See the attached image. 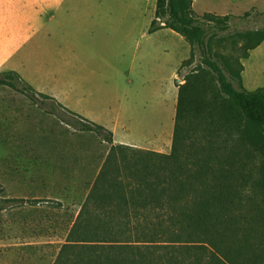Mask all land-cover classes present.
<instances>
[{
	"label": "rangeland",
	"instance_id": "374dc122",
	"mask_svg": "<svg viewBox=\"0 0 264 264\" xmlns=\"http://www.w3.org/2000/svg\"><path fill=\"white\" fill-rule=\"evenodd\" d=\"M76 4L85 5L83 0ZM91 5H106L108 22L99 28L101 41H94L90 54L75 64V76L83 83L73 105L91 116H103L117 141L127 134L111 124L119 110L130 140L148 150L127 147L150 152L160 147V154H169L178 99L175 87L185 85L201 103L195 137L205 145L206 140L214 144L220 155L232 152L238 156L248 199L264 209V138L257 136L252 142L257 134L251 132L250 139L238 141L231 105L215 76L202 65L200 54L196 51L190 59L189 46L169 30L148 33L154 0H91ZM21 6V0H0L1 38L6 33L20 42ZM192 8L199 19L207 13L231 16L227 32L207 35L211 36L208 58L238 59L243 70L234 88L263 89L264 42L242 59L244 40L238 35L264 28V0H193ZM16 48L10 45L6 50ZM53 49L49 47L51 55ZM24 51L31 56L37 47H24ZM180 58L187 62L179 70ZM24 59L28 61L22 53L15 55L11 68L18 71L23 65L34 77L35 59L27 63ZM43 66L51 70L53 63ZM70 113L63 112L64 120H60L50 114L48 106L0 86V264H54L111 146L119 145L113 143V135L109 144L98 130L81 131L73 125ZM259 219L252 237L264 245ZM198 251L190 250L191 259ZM204 252L202 264H212L207 259L210 252ZM242 261L247 264L248 257L242 256ZM257 264H264V252Z\"/></svg>",
	"mask_w": 264,
	"mask_h": 264
},
{
	"label": "trees",
	"instance_id": "16d2710c",
	"mask_svg": "<svg viewBox=\"0 0 264 264\" xmlns=\"http://www.w3.org/2000/svg\"><path fill=\"white\" fill-rule=\"evenodd\" d=\"M192 3L154 0L148 33L169 29L182 37L190 59L196 51L200 54L202 65L230 103L238 141L250 139L251 132L257 134L252 142L257 136L264 138V88L252 92L234 88L233 83L241 82L239 60L208 58L207 35L227 32L231 16L207 13L199 19ZM238 37L244 40L241 58L246 59L264 42V28ZM0 86L48 106L50 114L64 120L66 109L37 94L18 74L0 73ZM184 86L178 90L171 152L111 146L54 264H202L204 251L210 252L207 259L212 264H245V255L247 264L262 261L264 245L254 242L252 235L257 217L264 229V209L248 199L238 156L220 155L214 144L206 140L205 145L195 137L201 103ZM70 114L74 126L84 132L98 130L112 144L111 132ZM261 174L264 182V165ZM193 249L199 251L191 259Z\"/></svg>",
	"mask_w": 264,
	"mask_h": 264
},
{
	"label": "crops",
	"instance_id": "0c3cea01",
	"mask_svg": "<svg viewBox=\"0 0 264 264\" xmlns=\"http://www.w3.org/2000/svg\"><path fill=\"white\" fill-rule=\"evenodd\" d=\"M83 1L85 5L81 7L76 4L80 0H21L22 6L19 19L20 42L17 43L15 36L7 35L6 33L2 38L0 37V73L14 72L18 74L22 81L37 94L51 97L66 110L90 123L109 130L107 128L108 123L102 118L103 116H91L85 112L84 108L72 103L73 97L76 93H79L78 91L83 83L82 78L75 76V64L83 62L82 58L90 54V46L94 41H101L102 33L100 29L108 22L107 15L109 14L106 5L93 7L91 0ZM97 15H99V19H97ZM162 30L167 31L169 29H160L154 33ZM169 31L172 32L171 30ZM178 38L183 40L180 36ZM10 45H14L17 48L12 52L6 50ZM24 47H37V51L28 56L24 51ZM49 47H54L52 55ZM21 53L23 56L28 57V61H30L31 57L35 59L37 66L34 69V77L28 75L23 65L20 66L18 71L11 68V59ZM1 56H4V58ZM186 60L179 59L176 65L179 70L181 64ZM23 61L28 62L27 59ZM48 62L53 63L52 68L50 67L51 70L43 66L44 63ZM81 65L85 66V62ZM126 83L129 84L131 81L127 80ZM178 89L179 87H175L176 92H178ZM78 101L80 102L81 99H78ZM112 118L114 122L111 124L116 127L120 126L122 131L127 133L126 136L117 141L115 134L109 130L113 135V143L115 145L119 144L148 150L136 146L130 140L129 129L126 127V122L121 119L119 110L113 114ZM159 148L156 147L151 151L160 153Z\"/></svg>",
	"mask_w": 264,
	"mask_h": 264
}]
</instances>
